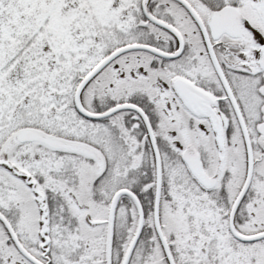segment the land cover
Segmentation results:
<instances>
[{
	"label": "snow or ice",
	"instance_id": "6c2138e0",
	"mask_svg": "<svg viewBox=\"0 0 264 264\" xmlns=\"http://www.w3.org/2000/svg\"><path fill=\"white\" fill-rule=\"evenodd\" d=\"M0 264H264V0H0Z\"/></svg>",
	"mask_w": 264,
	"mask_h": 264
}]
</instances>
